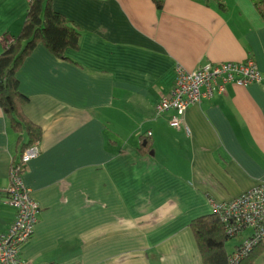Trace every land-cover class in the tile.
<instances>
[{"label":"crops","instance_id":"0c3cea01","mask_svg":"<svg viewBox=\"0 0 264 264\" xmlns=\"http://www.w3.org/2000/svg\"><path fill=\"white\" fill-rule=\"evenodd\" d=\"M29 7L30 0H0V54L3 34L21 33ZM52 7L81 38L66 50L76 63L39 44L17 73L29 97L24 112L43 131L24 174L40 214L23 260L203 264L192 222L264 183V19L254 1L226 0L225 9L203 0H164L161 8L154 0H52ZM250 57L260 82L229 84L190 106L181 129L169 124L170 113L156 115L178 65ZM16 153L0 107V234L16 214L5 192ZM252 232L230 238L227 249Z\"/></svg>","mask_w":264,"mask_h":264},{"label":"built area","instance_id":"2783aa9c","mask_svg":"<svg viewBox=\"0 0 264 264\" xmlns=\"http://www.w3.org/2000/svg\"><path fill=\"white\" fill-rule=\"evenodd\" d=\"M262 78L256 60L252 57L246 62H207L194 70L178 65L169 95L161 96L155 106L156 115L170 113L169 124L181 129L186 124V111L190 106L201 104L204 99L216 94L226 93L229 84L245 87L260 82ZM151 136L152 132L149 131L148 137ZM40 152L39 142L27 148L11 165L5 192L6 201L14 207L16 214L7 230L0 234V264H30L23 260L21 251L35 233L40 204L25 183L24 174L29 161ZM212 211L220 214L226 233L231 238L247 228L253 229L251 236L233 250L234 264H238V260L241 261L264 241V183L255 185L228 202L214 203Z\"/></svg>","mask_w":264,"mask_h":264},{"label":"trees","instance_id":"16d2710c","mask_svg":"<svg viewBox=\"0 0 264 264\" xmlns=\"http://www.w3.org/2000/svg\"><path fill=\"white\" fill-rule=\"evenodd\" d=\"M203 1H214L226 8V0ZM253 1L264 19V0ZM154 2L161 8L164 0ZM3 38L6 43L0 54V107L17 135L15 159L18 160L27 148L41 141L43 131L24 112L29 97L20 91L17 73L39 44L44 45L54 56L76 63L68 58L66 50L79 47L81 30L66 16L54 10L52 0H30L21 33L16 37L5 33ZM146 137L147 145L140 146V152L144 155L148 153V134ZM221 219L220 214L212 212L192 222L203 264H234L233 251H229L226 245L231 237L227 235ZM260 243L241 261L238 260V264H257L264 250V245Z\"/></svg>","mask_w":264,"mask_h":264},{"label":"rangeland","instance_id":"374dc122","mask_svg":"<svg viewBox=\"0 0 264 264\" xmlns=\"http://www.w3.org/2000/svg\"><path fill=\"white\" fill-rule=\"evenodd\" d=\"M158 102H159V101H158ZM158 102H157V103H158ZM157 103H156V105H157ZM156 105H155V106H156ZM230 242H232V241H230ZM228 247H230V245H229V244H228Z\"/></svg>","mask_w":264,"mask_h":264}]
</instances>
